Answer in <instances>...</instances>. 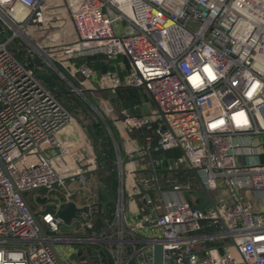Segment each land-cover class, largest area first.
<instances>
[{
  "label": "built area",
  "instance_id": "built-area-1",
  "mask_svg": "<svg viewBox=\"0 0 264 264\" xmlns=\"http://www.w3.org/2000/svg\"><path fill=\"white\" fill-rule=\"evenodd\" d=\"M62 24L72 40L55 31ZM14 40L27 63L16 60ZM97 54L108 67L124 57V73L72 63ZM27 55L39 63L29 66ZM41 70L104 125L116 173L111 210L99 200L87 127L38 81ZM94 79L110 92L142 87L153 107L134 115L103 100L95 107L84 95ZM141 129L140 140L130 136ZM242 136L264 138V0H0V159L8 175L0 168V264H57L48 242L65 264H78L82 247L86 263L152 264L156 243L163 264H264V139L246 154L252 146L239 145ZM75 152L82 165L58 168ZM196 183L209 199L204 209L194 206ZM28 192H36L35 209ZM68 203L76 211L65 224L57 211ZM62 224L74 234L61 235ZM56 244L67 245L64 256Z\"/></svg>",
  "mask_w": 264,
  "mask_h": 264
},
{
  "label": "trees",
  "instance_id": "trees-1",
  "mask_svg": "<svg viewBox=\"0 0 264 264\" xmlns=\"http://www.w3.org/2000/svg\"><path fill=\"white\" fill-rule=\"evenodd\" d=\"M10 48L15 50L14 56L16 60H18L21 63H27L26 56L23 54V46L19 43V41L14 40L12 44L10 45ZM122 60L125 65H127V60L124 57H116L115 60ZM32 61L34 62V65H37L39 63L38 59L34 56H32ZM72 63L74 65H80L85 64L92 68L97 75H100L102 72H104L106 69L114 70L113 66L111 65L108 67L104 62V56L101 54L92 55V56H81L76 57L72 59ZM35 71H37V67H32ZM38 81L44 85L48 90H50L53 93V96L60 100L61 102L65 103L70 111L74 113L81 122L84 121H90L86 116L83 115L84 112L81 111L80 107L76 103V96L72 95L69 91L68 86L60 81L55 75L52 76H46V77H38ZM95 79L92 81L93 88L88 89L84 91V95L86 98L95 106H99V100H103L105 102H108L113 110L119 114L121 110H125L128 114L134 115L136 114V107L142 108L143 106H147L146 108H152V102L148 97V94L146 90L142 87L140 88H130V87H120L116 89L114 92H110L107 90H100L95 85ZM73 84L77 86V82L75 80L72 81ZM85 112H88L93 117H95L94 113L90 108H88L86 105H84ZM77 113V114H76ZM82 115V116H81ZM97 123H91L92 126L90 127V131L92 132V135L98 139L99 142H105L102 146L98 147L99 157L98 161L100 162L99 170L96 172V180L102 182V179L105 178L108 182V185L106 186L104 190L103 197L99 196L100 201H106L108 204V209L111 210L112 204L109 202L110 199L114 197L115 188H116V173L114 171V168L111 167V164L114 161V152L112 149V142L110 138L106 135L104 131V125L97 119ZM107 125L110 127L113 137L116 142L119 143V136L111 124L109 119H106ZM146 132L145 129H141L139 131H132L130 133V136L135 137L137 139H141L143 134ZM172 154L171 152L165 153V156ZM102 163H104L106 166H109L108 169L102 168ZM191 175V173H189ZM195 189L198 193V198L196 199V202L194 206L204 209L209 204V199L207 198L206 194L198 188L197 183L195 186ZM106 193V195H105ZM109 197V198H107ZM222 241H217L215 243H210L213 245H220L222 244ZM99 247H95L94 251H99ZM90 251V252H94ZM103 254V253H102ZM101 254V255H102ZM91 263H93V260H90ZM110 262V260H109Z\"/></svg>",
  "mask_w": 264,
  "mask_h": 264
},
{
  "label": "water",
  "instance_id": "water-1",
  "mask_svg": "<svg viewBox=\"0 0 264 264\" xmlns=\"http://www.w3.org/2000/svg\"><path fill=\"white\" fill-rule=\"evenodd\" d=\"M27 58H28V65L29 66H33L34 63L30 57V55H27ZM39 67H41V64L38 65ZM36 76L37 77H46V76H52L51 73L49 72H46V71H38L36 73ZM77 105L81 107L82 110L83 107L81 106V104L77 101ZM93 138V144L94 145H97L98 144V139H96L94 136L92 137ZM0 168L1 170L3 171V173L7 175V172L5 170V167H4V164L3 162L1 161L0 159ZM195 173V172H194ZM104 182L107 184V181L106 179H103ZM98 187H99V190H103V185L101 183H98ZM202 190L203 192L207 195L206 193V190L202 187ZM17 193L19 194V196L24 200V194L22 192H19L17 191ZM37 201L43 203L44 202V199H37ZM111 202V201H110ZM26 206H27V209L30 213V216L32 218V221L34 223V225L37 227V229L39 230V233L42 237L46 238L47 235H46V232L43 230L42 226L40 225V222L38 221V218H37V215L36 213H34L31 208L29 207V205L25 202ZM102 207L104 210H106V205L105 203L102 204ZM47 210L50 211L51 208L50 207H47ZM75 211H76V207L74 206L73 203H68L66 205L65 208L63 209H60L59 211H57V215L61 218V220L65 223V224H68L70 222V220L74 217V214H75ZM106 215H108V213L106 212ZM47 247L49 248L55 262L57 264H65L64 261L61 259V257L59 256L58 252L56 251L55 247L53 246L52 243L48 242L47 243ZM70 260H75L74 258V254H72L70 257H69ZM164 262V259H163V256H162V249H161V245L159 243H156L153 247V254H152V264H163Z\"/></svg>",
  "mask_w": 264,
  "mask_h": 264
},
{
  "label": "rangeland",
  "instance_id": "rangeland-1",
  "mask_svg": "<svg viewBox=\"0 0 264 264\" xmlns=\"http://www.w3.org/2000/svg\"><path fill=\"white\" fill-rule=\"evenodd\" d=\"M58 26L59 27L55 31H58V33H61L62 30H63V28H64L68 32V36H69L68 41H70V40L73 39V32L71 31V27L69 26V24L68 25L67 24L66 25L62 24V25H58ZM50 35H51V33L48 34V36H50ZM71 94L72 95H75L73 93H71ZM100 101H101V99L99 100V102ZM107 104H109V103L107 102ZM263 139L264 138L261 137V136H242V137H239L236 140V142L239 145H251L252 146L251 149H249V150L244 149V151L246 152V154H255L257 152V146H258V144ZM241 151H243V150H241ZM61 163H63V164H69V165H72L73 164V163H70L68 161L66 162V160L63 161V162H61ZM35 194H36V192H28V193L25 194V199L27 200V202L29 203V205L32 208H34V209H35V205H34V202H35L34 201V195ZM212 194H213V196H215V193H212ZM241 195H243V193H241ZM59 233L61 235H72V234H74V228L72 226L63 225L62 224V225H59ZM63 246H67V245L56 244V248L60 251V254H62V248H63ZM82 248L84 250V255H83L84 258H81V260H78L79 261L78 264H86L85 261H84L85 260V255H86V253H85V250L86 249L84 247H82ZM62 256H64V254H62ZM65 260L67 261L68 264H76L74 262L68 261L67 258Z\"/></svg>",
  "mask_w": 264,
  "mask_h": 264
},
{
  "label": "crops",
  "instance_id": "crops-1",
  "mask_svg": "<svg viewBox=\"0 0 264 264\" xmlns=\"http://www.w3.org/2000/svg\"><path fill=\"white\" fill-rule=\"evenodd\" d=\"M124 64V62H123V59L121 60H113L112 61V66H113V68H114V71H116L117 73H119L120 75H122L123 73H124V71L122 70V68H121V66L120 65H123ZM147 106H143L140 110H143V111H145V110H147V108H146ZM140 110H136V113H140ZM84 116L86 115V114H83ZM82 116V115H81ZM87 117V116H86ZM88 118V117H87ZM89 119V118H88ZM90 120V119H89ZM81 121V120H80ZM91 123H94L95 124V122H94V120H90V121H84L83 122V124H84V126H86L87 127V129L86 128H84L85 129V134L90 138V140L92 141V144H93V135H92V132L90 131V127L92 126V124ZM105 142H99L98 141V144L97 145H94L93 144V146H94V148L96 149V151L98 150V147L99 146H102L103 144H104ZM95 151V152H96ZM97 153V156L99 157L100 155H99V153H98V151L96 152ZM66 160V162L68 161V162H70V163H73L72 165H69V164H63V163H61V162H63V161H65ZM99 160V159H98ZM85 161V158H84V156H82V154H80V153H74L73 155H71V156H67V157H64V158H62L60 161H59V163H58V168H60V169H62V168H69V167H74V166H77V165H82L83 164V162ZM108 167L109 166H106L105 164H103V166H102V168H105V169H108ZM103 179H105V178H103ZM102 179V182H100L102 185H103V191L100 189L99 190V196L100 197H103V192H104V190H105V188H106V183L104 182V180ZM107 184H108V182H107ZM98 187V186H97ZM105 187V188H104ZM99 188V187H98ZM203 191V190H202ZM197 193V192H196ZM197 195H198V193H197ZM97 262V263H96ZM96 262H93V263H91V261L90 260H88V262L86 263V264H102L101 262H98V261H96Z\"/></svg>",
  "mask_w": 264,
  "mask_h": 264
},
{
  "label": "clouds",
  "instance_id": "clouds-1",
  "mask_svg": "<svg viewBox=\"0 0 264 264\" xmlns=\"http://www.w3.org/2000/svg\"><path fill=\"white\" fill-rule=\"evenodd\" d=\"M209 51H211V50H209ZM209 75L211 76V73H209ZM214 78V77H213ZM197 81H195V79H194V83H196ZM240 120H243V113H241V115H240V118H239ZM16 259H20L21 258V256H22V254H12Z\"/></svg>",
  "mask_w": 264,
  "mask_h": 264
}]
</instances>
